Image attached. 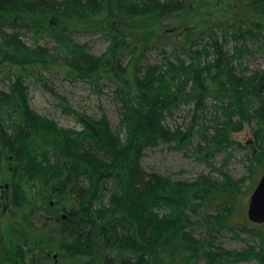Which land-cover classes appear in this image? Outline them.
<instances>
[{"label": "trees", "instance_id": "trees-1", "mask_svg": "<svg viewBox=\"0 0 264 264\" xmlns=\"http://www.w3.org/2000/svg\"><path fill=\"white\" fill-rule=\"evenodd\" d=\"M199 3L225 11L208 15L185 45L168 49L103 31L109 46L94 57L73 40L81 32L68 22L168 21L187 10V0H0V14L9 18L0 20V73L8 82L7 90L0 89V141L15 165L13 203L29 218L55 200L66 214L59 241L70 264H264V232L256 226L250 233L258 237L257 248L219 244L226 230L246 231V225L232 224L235 195L252 174L264 172V65L248 77L237 73L247 55L264 59V0ZM233 4L251 15H229ZM46 38L52 49L38 44ZM46 74L97 92L111 88L122 108L120 130L113 131L104 115L97 120L74 110L62 97L59 105L77 119L78 132L38 116L29 106L27 79L45 89ZM182 107L193 108L192 122L173 132L166 120ZM245 126L253 127L255 147L245 158L248 175L239 180L223 167L216 168L221 179L193 183L142 167L146 150L172 143L186 148L196 138L208 145L201 152L209 163L239 145L232 136ZM21 256L27 262L28 254Z\"/></svg>", "mask_w": 264, "mask_h": 264}, {"label": "rangeland", "instance_id": "rangeland-1", "mask_svg": "<svg viewBox=\"0 0 264 264\" xmlns=\"http://www.w3.org/2000/svg\"><path fill=\"white\" fill-rule=\"evenodd\" d=\"M199 1L187 0V10L181 16L168 21H120L116 19L105 23L86 21L82 23L68 22V24L71 28L81 32L77 33L73 40L77 44L85 46L86 51L94 57L103 55L109 46L105 34H101L103 31H112L131 42L163 43L167 44L165 47L168 49H173L185 45L189 39L193 38L195 34L192 31L200 23L205 22L208 15H214L220 10L225 11L223 6L201 7ZM250 12L252 10L250 11L249 8L236 4L228 8L229 15L250 16ZM5 18L9 19L0 14V20H5ZM53 20L57 22V19ZM24 41L29 45L33 44L28 37H25ZM38 44L50 49L55 46L47 38ZM151 60L160 63L161 57L157 53H151ZM242 64V68H238L237 73L248 77L263 68L264 59L260 55H247L242 59ZM45 77L48 83V88L45 89L37 83L35 84L32 79H27L30 86L29 106L42 119L73 132H78L81 129L74 115L69 114L61 104L59 105L61 103L59 97H62L65 103L74 110L90 115L97 120H100L104 115L108 118L113 131L120 130L122 108L115 99L111 88L97 92L87 83L72 82L62 75L46 74ZM7 85L5 72L2 71L0 73V89L7 90ZM193 111L192 107H182L175 111L172 116L167 118V126L173 132L188 130L193 119ZM232 137L241 146L237 145L234 149L229 148L216 153L209 159L211 165L204 160V154L201 152V149H205L208 145L201 144L198 138L186 148H179L175 143H172L148 149L144 153L141 164L146 173H156L170 177L175 181L193 183L200 177H208L212 180L221 179L222 176L217 171L221 167L233 180H239L248 175L246 168L248 162L245 158L248 150H254L255 147L253 127L245 126L243 131ZM14 167L13 160L0 141V264H70L69 255H66L65 251L60 248L59 241L60 221L65 220L66 214L58 211L55 200H50L40 204L33 216L24 217L13 203ZM262 175L263 171L261 172V170L252 174V180L245 181L241 191L235 195V200L238 201V211L232 218V224H243L247 226V229L244 233L236 235L226 230L219 241L220 246L224 249L243 251L248 247H258V237L252 236L250 231H253V227L256 226L258 232H264L262 226L264 224H252L251 221H248L247 212L253 191ZM213 210V207H210L209 211L213 212ZM21 253L28 254L27 262H24L20 257ZM238 264H258V262L251 260Z\"/></svg>", "mask_w": 264, "mask_h": 264}, {"label": "water", "instance_id": "water-1", "mask_svg": "<svg viewBox=\"0 0 264 264\" xmlns=\"http://www.w3.org/2000/svg\"><path fill=\"white\" fill-rule=\"evenodd\" d=\"M247 216L254 224H264V172L251 196Z\"/></svg>", "mask_w": 264, "mask_h": 264}, {"label": "bare ground", "instance_id": "bare-ground-1", "mask_svg": "<svg viewBox=\"0 0 264 264\" xmlns=\"http://www.w3.org/2000/svg\"><path fill=\"white\" fill-rule=\"evenodd\" d=\"M106 14V13H105ZM101 15V14H100ZM9 21V20H8ZM15 23V22H14ZM22 25V24H21ZM10 32V31H9ZM51 69V67H50ZM62 75V74H61ZM105 87V86H104ZM35 111V110H34ZM34 116V115H33ZM234 149V148H233ZM247 156V155H246ZM37 181V180H36ZM35 183V182H34ZM17 186V185H16ZM21 189V188H20ZM19 190V189H18ZM17 195V194H16ZM19 240V239H18ZM18 244V243H17ZM49 245V244H48ZM32 248V247H31ZM35 248V247H34ZM30 249V248H29ZM22 254V253H21ZM24 255V254H23ZM22 257V256H21Z\"/></svg>", "mask_w": 264, "mask_h": 264}, {"label": "flooded vegetation", "instance_id": "flooded-vegetation-1", "mask_svg": "<svg viewBox=\"0 0 264 264\" xmlns=\"http://www.w3.org/2000/svg\"><path fill=\"white\" fill-rule=\"evenodd\" d=\"M21 256V255H20Z\"/></svg>", "mask_w": 264, "mask_h": 264}]
</instances>
